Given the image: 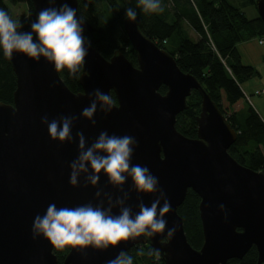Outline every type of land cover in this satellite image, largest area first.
<instances>
[{
    "label": "water",
    "instance_id": "water-1",
    "mask_svg": "<svg viewBox=\"0 0 264 264\" xmlns=\"http://www.w3.org/2000/svg\"><path fill=\"white\" fill-rule=\"evenodd\" d=\"M31 2L38 15L42 9L59 8L67 2L77 10V18L83 19L84 31H94L79 12L78 0ZM255 6L264 21V0H255ZM123 26L138 65L122 51L106 58L91 43L80 77L83 90L77 93L44 58L37 62L18 52L10 58L16 75L13 103L0 101V264L58 262L50 241L43 236L33 239L32 233L35 216L43 215L49 204L58 208L89 202L98 205L96 192L100 189L113 199L122 196L103 173L98 188L83 187V175L80 186L70 184L69 164L78 156V140L53 141L41 122L45 115L49 120L61 115L79 117L73 136L82 131L89 145L101 131L135 137L139 147L132 163L147 166L159 179L172 206L165 214L168 228L178 226L173 237L166 232L141 236L106 250L70 246L65 264H106L140 243H149L166 264H227L244 258L253 246L258 250V264H264V171L231 155L229 148L238 132L199 79L182 70L170 52L142 31L136 18L130 21L126 17ZM162 85L167 87L165 93L160 91ZM97 88L110 95L113 91L117 102L110 112L98 110L93 126L81 113ZM193 90L202 100L197 136L189 137L177 129L176 119L188 107ZM189 189L200 197L203 244L199 249L189 242L178 213ZM124 191L130 193L127 205L135 214L140 200L130 178ZM140 195L148 206L156 198L155 193ZM221 204L225 210L220 209ZM113 211L119 214L118 208Z\"/></svg>",
    "mask_w": 264,
    "mask_h": 264
},
{
    "label": "trees",
    "instance_id": "trees-1",
    "mask_svg": "<svg viewBox=\"0 0 264 264\" xmlns=\"http://www.w3.org/2000/svg\"><path fill=\"white\" fill-rule=\"evenodd\" d=\"M247 1L255 5V0ZM239 2L243 8L234 5L231 0H161L164 11L159 13L144 12L138 7V0H78V6L82 17L94 27L93 32L84 31L85 38L106 58L122 51L137 66L136 51L123 26L126 9L133 8L142 31L170 52L182 70L199 79L236 129L238 137L229 148L231 155L241 163L264 171V120L254 108L252 97L264 95L263 92L258 93L264 87L252 91L243 89V84L260 76V72L243 61L239 50V44L244 41L257 38L259 42L260 38H264V21L260 16L249 18L242 0ZM9 3H26L27 14L15 17ZM0 9L23 24L21 31H31V23L38 17L31 0H0ZM189 28L200 37L193 38ZM172 37L177 38V44L170 48L168 43ZM82 73L83 67L75 77L67 68L59 71L67 86L76 93L83 90L80 84ZM15 89L16 75L12 63L0 48V101L13 103ZM160 91L165 93L167 87L162 85ZM111 96L117 102L113 91ZM201 100L200 93L193 90L187 98L188 107L177 115L176 127L186 136H197ZM245 106H248V112L241 113ZM199 203V195L189 189L184 202L178 207L189 242L198 249L203 244ZM69 250L70 246L54 248L58 255L56 264H65L64 258ZM127 253L132 256L133 264H166L149 243L137 244ZM227 264H258V250L253 246L244 258L231 259Z\"/></svg>",
    "mask_w": 264,
    "mask_h": 264
},
{
    "label": "clouds",
    "instance_id": "clouds-1",
    "mask_svg": "<svg viewBox=\"0 0 264 264\" xmlns=\"http://www.w3.org/2000/svg\"><path fill=\"white\" fill-rule=\"evenodd\" d=\"M138 7L146 13L164 11L161 0H138ZM136 16L133 8L126 9V17L130 21H134ZM22 28L23 24L0 9V48L6 57L11 58L14 52H18L37 62L44 58L54 65L56 71L67 68L74 77L86 65L91 41L84 36L83 19L77 18V10L70 7L69 3L64 2L59 8L40 10L37 19L31 23V31H21ZM90 101L81 115L88 118L93 126L96 125L98 110L107 113L115 107L112 96L99 88L90 94ZM78 119L76 116L64 115L52 120L47 115L41 118L53 141L75 143L78 140V156L69 164L70 184L80 186L83 175V187L87 188L90 184L98 188L103 173L107 176L108 183L118 188L122 196L113 199L110 193L100 189L96 192L98 205L89 202L71 208H58L55 203H51L43 215L35 216L33 239L43 236L58 249L71 246L81 250L87 247L106 250L141 236L150 237L166 232L168 237H173L178 226L168 228L165 214L171 211L172 206L167 194L159 186V179L147 166L132 163L134 150L139 147L136 138L129 135H109L107 131H101L89 145L82 131H77L73 136L72 129ZM129 178L140 200L139 211L135 214L132 207L127 205L130 193L124 191ZM141 193H155L156 198L148 206L141 199ZM219 207L225 210L223 204ZM117 208L119 214H114L113 210ZM106 264H133V258L121 251Z\"/></svg>",
    "mask_w": 264,
    "mask_h": 264
},
{
    "label": "rangeland",
    "instance_id": "rangeland-1",
    "mask_svg": "<svg viewBox=\"0 0 264 264\" xmlns=\"http://www.w3.org/2000/svg\"><path fill=\"white\" fill-rule=\"evenodd\" d=\"M247 1V0H246ZM245 0H242L243 2V6L245 7V11H246V15L249 18H253V17H257L259 16L258 10L256 8V6L252 3L248 4ZM10 9L12 10V13L15 17H20V16H25L28 12V6L26 3H19L17 5H13L11 3H9ZM170 6L172 7V4H170ZM190 33L192 35L193 38L198 39L199 35L196 31L192 30L191 28H189ZM177 44V38L176 37H172L169 40L168 46L171 47H175ZM254 81H259L258 83L254 82ZM256 83V85H254ZM264 72L262 74V77L257 76L255 78H252L250 80L247 81V83L244 84V88L248 90V88L253 87V86H261L264 85ZM253 97V106L254 108L257 110V112L260 114V116H262L263 120H264V95L262 96H257L254 95ZM244 112H248V106H245L243 108V110L241 111V113Z\"/></svg>",
    "mask_w": 264,
    "mask_h": 264
},
{
    "label": "crops",
    "instance_id": "crops-1",
    "mask_svg": "<svg viewBox=\"0 0 264 264\" xmlns=\"http://www.w3.org/2000/svg\"><path fill=\"white\" fill-rule=\"evenodd\" d=\"M231 1L234 5L242 7L240 2H239L240 0H231ZM245 7L246 6H244V10H245ZM199 37H200V35H199ZM239 50L242 53L243 61L246 64H251L254 67H256L260 72V77H262V74L264 72V45L260 44L258 42L257 38H253V39H250V40H247V41L240 43L239 44ZM254 82L258 83L259 81H254ZM256 83L254 85H256ZM244 84H243V89L245 90ZM259 87H264V85L253 86V87L248 88V90L252 91L253 89L259 88Z\"/></svg>",
    "mask_w": 264,
    "mask_h": 264
},
{
    "label": "built area",
    "instance_id": "built-area-1",
    "mask_svg": "<svg viewBox=\"0 0 264 264\" xmlns=\"http://www.w3.org/2000/svg\"><path fill=\"white\" fill-rule=\"evenodd\" d=\"M259 42H260L261 44H264V38H260V39H259ZM262 92L264 93V89L258 91V93H262Z\"/></svg>",
    "mask_w": 264,
    "mask_h": 264
}]
</instances>
